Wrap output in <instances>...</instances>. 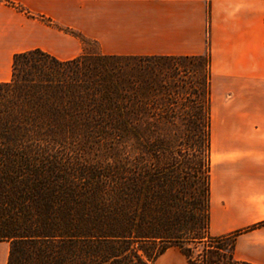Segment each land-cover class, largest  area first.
Returning a JSON list of instances; mask_svg holds the SVG:
<instances>
[{
  "label": "crops",
  "instance_id": "0c3cea01",
  "mask_svg": "<svg viewBox=\"0 0 264 264\" xmlns=\"http://www.w3.org/2000/svg\"><path fill=\"white\" fill-rule=\"evenodd\" d=\"M0 0V82L15 53H83L70 28L110 56L188 58L208 50V227L236 233L235 259L264 264V0ZM38 15L48 18V23ZM8 240H0L7 264ZM152 264H191L171 245Z\"/></svg>",
  "mask_w": 264,
  "mask_h": 264
},
{
  "label": "trees",
  "instance_id": "16d2710c",
  "mask_svg": "<svg viewBox=\"0 0 264 264\" xmlns=\"http://www.w3.org/2000/svg\"><path fill=\"white\" fill-rule=\"evenodd\" d=\"M5 2L35 16L19 3ZM38 17L52 23L44 16ZM59 28L81 41L86 39L70 28ZM205 56L208 58V50ZM131 57L142 56L82 53L60 60L39 48L14 54L10 80L0 82V168L17 171L22 178L4 187L9 195L0 200V226L4 229L0 240L10 242L7 264L15 252H21L31 264L119 260L125 256L121 252L101 253L96 248L141 237L121 227L125 220L121 202L110 208L101 204L95 197V189L89 190L78 181L80 171L62 167L57 155L69 146L71 139L105 128L107 118L114 115L120 119L116 100L124 90L126 78L114 61ZM208 124L207 89V150ZM208 170L209 164L205 186L206 229ZM115 177H122L119 167ZM235 234L213 236L207 230V238L214 243L209 246L210 253L215 256L204 262L192 258L178 244L168 246L179 247L191 264H251L234 258ZM224 237H231L226 253L219 242ZM51 244L59 249L53 251Z\"/></svg>",
  "mask_w": 264,
  "mask_h": 264
},
{
  "label": "rangeland",
  "instance_id": "374dc122",
  "mask_svg": "<svg viewBox=\"0 0 264 264\" xmlns=\"http://www.w3.org/2000/svg\"><path fill=\"white\" fill-rule=\"evenodd\" d=\"M81 42L83 53H98L92 40ZM114 63L126 78L116 100L120 119L107 118L105 128L73 138L57 152L61 166L80 171L78 181L95 189L101 204L110 208L121 202V227L141 236L96 248L125 255L96 264H152L156 253L171 243L203 262L214 258L206 229L207 57H131ZM21 179L17 171L0 168V200L9 195L4 187ZM230 241L219 240L223 253ZM30 261L21 252L10 258V264Z\"/></svg>",
  "mask_w": 264,
  "mask_h": 264
}]
</instances>
